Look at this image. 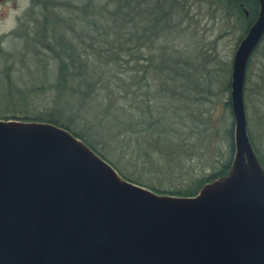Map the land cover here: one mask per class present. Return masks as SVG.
Returning <instances> with one entry per match:
<instances>
[{
	"label": "water",
	"instance_id": "obj_1",
	"mask_svg": "<svg viewBox=\"0 0 264 264\" xmlns=\"http://www.w3.org/2000/svg\"><path fill=\"white\" fill-rule=\"evenodd\" d=\"M256 1L231 63L232 161L195 195L122 177L61 125L0 119V264H264V167L244 102L264 37Z\"/></svg>",
	"mask_w": 264,
	"mask_h": 264
},
{
	"label": "trees",
	"instance_id": "obj_2",
	"mask_svg": "<svg viewBox=\"0 0 264 264\" xmlns=\"http://www.w3.org/2000/svg\"><path fill=\"white\" fill-rule=\"evenodd\" d=\"M202 1L208 4L209 11L217 9L219 5L227 9L226 13L229 16H237L241 20L242 27L240 39L256 18L258 11L256 0ZM29 2L30 7L27 12L33 15V18L30 20L32 24L26 27L25 36L35 47L32 52L39 61L45 64L53 61L57 65L52 72L55 81L48 85V90L54 91L52 103L54 107L59 106V108L55 112L52 108L54 110L46 116L40 113L35 116H29L28 113L22 115L21 113H24L31 102V91L28 88H18L12 83L7 85L3 82L6 86L3 96H9L7 94L12 93V86L16 91L11 97H2L3 99L9 98V100H2L3 103H0V119L47 121L61 125L106 159L122 177L152 188L159 193L192 196L197 193L202 184L227 174L234 151V123L229 95L224 101L225 108L232 116L223 134L228 145L227 159L217 170L192 180V184L185 188L162 190L134 179L112 163L98 148L100 145L103 150L106 148L110 151L114 149L124 151L125 145H131L130 143L124 144V132L135 133L139 131V127L143 126L145 127L143 130L160 129L159 134L162 137L168 136L167 133L174 129L176 134L181 132L177 131L183 120L179 105L175 104L170 108L162 106L158 111L150 103L149 98L150 96L153 99L165 98L164 93L170 87L167 81L177 83L178 79L188 82V94L178 91L175 87V93H173L175 103L179 100L184 103L187 100L199 98L198 96L193 98L190 95L198 87L201 89L199 84L192 80L193 77L197 78V55L194 57L193 52L168 49L169 45L176 46V40H184L188 36L183 24L190 14L189 8L191 9L194 0H29ZM244 10L247 13H244ZM19 25L23 26V21H20ZM15 36H19L16 31ZM263 40L264 37L261 42ZM261 42L251 57L261 49ZM251 57L247 65L244 86L247 131L257 159L264 167V152L256 147L248 128L249 109L252 102L248 74ZM210 59L202 57L201 67L205 66ZM52 73L44 69L41 75L44 74L45 76H42L48 79L53 76ZM150 73L155 74L157 79L163 83L160 84L157 93H150L149 89H146L141 98V83L144 81L143 85L148 86L146 79ZM203 76L205 78L213 76L209 67H205ZM261 79L263 80L262 77ZM263 82H260L258 87L255 86L254 90L258 97L264 92ZM176 83L175 86H177ZM226 90L230 91V79L226 83ZM66 94H68V99L65 98ZM208 94H210L209 90ZM76 95L78 96L77 101L73 102L71 96ZM124 99L128 102V107L125 106ZM83 107L97 108L95 114L99 116V126H96L90 117H84L87 121L84 122L82 131H77L70 126L69 123L74 121V115H80ZM184 109L188 110V114L186 116V112L184 113L186 122L182 127L188 126L191 129L190 135L194 136L193 129L198 124L199 114L194 115L189 106L182 108ZM70 115H73V118L70 119ZM63 117L65 120L61 121ZM125 117L128 122L124 121ZM205 120L208 123V117ZM125 149L128 151L129 148ZM130 150L132 152V148ZM175 152H179V147L176 146Z\"/></svg>",
	"mask_w": 264,
	"mask_h": 264
},
{
	"label": "rangeland",
	"instance_id": "obj_3",
	"mask_svg": "<svg viewBox=\"0 0 264 264\" xmlns=\"http://www.w3.org/2000/svg\"><path fill=\"white\" fill-rule=\"evenodd\" d=\"M191 6L190 14L183 24L188 36L184 40H176V46L169 45L168 49L193 52L194 57L197 55V78L193 77L192 80L197 82L201 89L198 87L190 95L193 98L196 96L199 98L187 100L184 103L179 100L175 103V94H173L175 87L178 91L187 93L188 82L183 79H178L177 83L167 81L170 87L164 93L165 98L157 96L156 99H153L152 96L149 98L150 103L158 111L162 106L170 108L175 104L179 105V112L183 120L177 131L181 132L176 134L175 129L169 132L167 130L168 136L162 137L158 128L143 130L144 126L136 127L139 131L135 133L127 131L123 134L124 144H131L125 145V148H129L128 151L125 148L124 151L117 149L110 151L106 148L103 150V147L98 145L100 152L123 169L126 174L162 190L185 188L191 185L192 180L217 170L228 156L227 140L223 134L226 124L232 120V116L225 108L224 101L229 95L226 83L230 79L233 54L241 40V20L237 16H229L226 13L227 9L219 7V5L217 9L209 11L208 4L202 0H194ZM29 7V0H0V103H3L2 100H9V98L3 99L2 97H11L16 91L12 86V93H8L9 96H3L6 92L4 83L7 85L12 83L18 88H28L31 91V102L24 113H21L22 115L28 113L29 116H35L40 113L46 116L52 110L55 109V112L59 108V106L54 107L55 105L52 103L54 91L48 90V85L55 81L52 72L57 65L53 61H49L48 64L39 61L32 52L35 47L32 46L31 40L25 36L26 27L32 24L30 20L33 18V15L27 12ZM19 19L23 21V26L19 25ZM15 31L19 36H15ZM12 54L13 57H11ZM204 56L211 59L208 61L209 63L206 62L205 66L201 67L200 63ZM205 67L211 69L213 74L211 78L203 76ZM44 69L50 70L53 76L48 79L44 78L45 75H41ZM248 74L252 99L248 128L256 147L264 152V118H262V116L264 117V92L258 97L254 90L255 86L258 87L264 80V40L261 42V49L251 57ZM146 82L147 87L143 85L144 81L141 83V98H143V92L146 89H149L150 93H157L160 84L163 83L157 79L155 74L151 73ZM207 87L209 88L206 89ZM208 90L210 94H208ZM168 95L169 97L166 98ZM190 95L188 96L190 97ZM65 96L67 98L68 94ZM71 97L73 102L77 101V95ZM142 101L146 102V100ZM124 102L128 107L129 104L125 99ZM188 106L194 115L199 114L200 117H197L199 121L193 129L194 136L190 135L191 129L188 126L182 127L186 122L184 113L186 112V116L188 114V110L185 111L182 108H188ZM95 110L97 108H81V116L74 115V121L69 123L70 126L77 131H82L84 122L87 121L85 118L88 117L94 121L96 126H99L100 119L95 114ZM66 114L70 113L66 112ZM70 116V119L73 118V115ZM206 117H208V123H206ZM60 120L64 121L65 119L63 117ZM124 121L128 122L127 117L124 118ZM176 146L179 147L178 153L175 152ZM130 148H132V152ZM170 151L172 153H169Z\"/></svg>",
	"mask_w": 264,
	"mask_h": 264
}]
</instances>
